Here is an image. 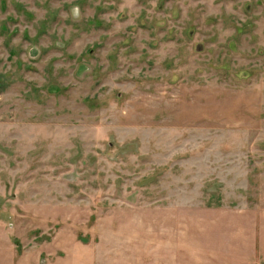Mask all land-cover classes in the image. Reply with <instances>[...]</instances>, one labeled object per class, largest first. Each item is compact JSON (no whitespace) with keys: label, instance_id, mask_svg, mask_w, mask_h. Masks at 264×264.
<instances>
[{"label":"rangeland","instance_id":"374dc122","mask_svg":"<svg viewBox=\"0 0 264 264\" xmlns=\"http://www.w3.org/2000/svg\"><path fill=\"white\" fill-rule=\"evenodd\" d=\"M0 264H264V0H0Z\"/></svg>","mask_w":264,"mask_h":264}]
</instances>
